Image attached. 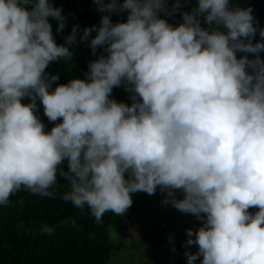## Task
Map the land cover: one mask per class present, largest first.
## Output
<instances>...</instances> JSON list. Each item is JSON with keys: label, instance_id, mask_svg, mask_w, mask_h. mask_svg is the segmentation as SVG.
Listing matches in <instances>:
<instances>
[{"label": "clouds", "instance_id": "clouds-1", "mask_svg": "<svg viewBox=\"0 0 264 264\" xmlns=\"http://www.w3.org/2000/svg\"><path fill=\"white\" fill-rule=\"evenodd\" d=\"M94 3L104 15L81 39L97 32L93 53L105 46L107 55L90 61L85 78L56 84L59 74L46 69L73 59L80 25L57 43L53 22L57 31L68 23L62 6L0 0V205L22 188L53 196L59 172L70 185L63 200L100 223L107 212L125 215L134 193L159 187L165 205L203 222L187 229L186 247L198 245L185 252L187 264H264V28L252 7ZM122 12L126 21L114 23ZM177 12L178 26L161 15ZM121 85L131 104L112 97ZM40 104L57 122L50 131Z\"/></svg>", "mask_w": 264, "mask_h": 264}, {"label": "trees", "instance_id": "trees-1", "mask_svg": "<svg viewBox=\"0 0 264 264\" xmlns=\"http://www.w3.org/2000/svg\"><path fill=\"white\" fill-rule=\"evenodd\" d=\"M52 2L57 7L62 6L68 18L67 27L63 31H57L58 25L53 22L57 43H65V38L71 34L74 24L80 25V32L76 42L70 45L73 59L53 61L46 72L59 74L56 84L67 83L76 77L85 78L90 61L107 53L104 51L105 46H100L94 54L91 39L97 32L94 31L87 40H83V29L93 25L100 26L104 13L97 10L94 0ZM234 3L241 7H252L259 27L264 28V0H234ZM161 15L167 19L164 13ZM126 19V13L112 15L114 23ZM170 20L173 22V19ZM259 40L258 31L253 42ZM237 55L239 58L245 53L238 52ZM247 55L254 58L256 54ZM260 55L264 57V52ZM111 95L117 101L132 103L131 93L123 85L115 87ZM27 102H30L29 98H25V103ZM60 167L68 170L64 165ZM58 180L61 185L54 187L53 196L33 194L22 188L11 196L9 205H0V264H110L121 249L142 253L140 250L143 248L161 247L157 240L162 237L158 230L162 226L161 219L153 217L149 211L150 203L144 198L140 206L132 208L127 216L107 212L102 217V222L97 223L90 209H80L70 201L63 200V194L69 191L64 187L68 179L58 172ZM257 210L249 209L252 213ZM73 219L76 222L75 227L72 226ZM45 224L54 227L51 234L40 231ZM167 229L165 227L163 230ZM116 241L120 243L117 244Z\"/></svg>", "mask_w": 264, "mask_h": 264}, {"label": "rangeland", "instance_id": "rangeland-1", "mask_svg": "<svg viewBox=\"0 0 264 264\" xmlns=\"http://www.w3.org/2000/svg\"><path fill=\"white\" fill-rule=\"evenodd\" d=\"M176 0H170V3H175ZM184 4L185 11H191V9L197 5L198 0H181ZM126 13L127 12H122ZM165 14V13H164ZM166 15V14H165ZM167 20H170L171 24L178 26L182 22V13L177 12L173 15H166ZM169 22V23H170ZM39 103V102H38ZM38 114L42 121L46 125V130H51L57 122H50L48 118L44 115V110L40 104ZM66 169H68V160L65 159L63 164ZM69 182V181H68ZM57 183L61 185L58 180ZM64 187L70 190V185L64 184ZM166 196V192H161L159 187L153 195H149L145 192H139L133 194V204L128 209L127 213L124 216H127L132 208L140 206L141 201L146 200L149 202V211L155 218L161 219L162 226L158 227V230L161 232L162 237L157 238L159 240L161 247H148L143 248L142 253L137 251H127L121 249L122 251L117 253L114 258L109 262L110 264H187V257L185 252L190 250L195 253L198 251V245H185L187 240V229L192 228L194 230L198 229L202 225V221L199 220L196 216L192 214L183 213L176 208H174L170 203L165 205L163 200ZM177 197L183 198V194L177 191ZM170 226L173 227V231L170 232ZM168 228L167 231H164V228ZM115 234V233H114ZM170 234V235H169ZM163 239L165 243L163 244ZM119 244V241H116ZM147 245V244H146ZM139 251V250H138ZM202 257L197 260L196 264H201Z\"/></svg>", "mask_w": 264, "mask_h": 264}]
</instances>
